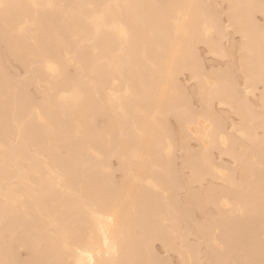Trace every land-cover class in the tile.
I'll use <instances>...</instances> for the list:
<instances>
[{
    "label": "bare ground",
    "instance_id": "bare-ground-1",
    "mask_svg": "<svg viewBox=\"0 0 264 264\" xmlns=\"http://www.w3.org/2000/svg\"><path fill=\"white\" fill-rule=\"evenodd\" d=\"M225 2L242 38L243 91L198 63L197 44L221 55L213 34L223 31L202 0H0V264H167L155 243L181 264H264V92L261 112L247 99L264 90V23L253 17L264 19V0ZM3 59L30 70L27 83ZM183 72L200 111L183 98ZM214 101L239 119V141L225 136ZM175 142L186 180L173 169ZM211 149L236 168L225 172ZM205 177L225 185L188 188ZM194 214L204 261L187 240Z\"/></svg>",
    "mask_w": 264,
    "mask_h": 264
},
{
    "label": "rangeland",
    "instance_id": "rangeland-1",
    "mask_svg": "<svg viewBox=\"0 0 264 264\" xmlns=\"http://www.w3.org/2000/svg\"><path fill=\"white\" fill-rule=\"evenodd\" d=\"M158 1L162 2L164 0H158ZM222 1L221 0H206V1L202 0L204 8H206L205 12L211 18H213L215 22L217 21L218 26L221 28V30L223 29L222 35L218 36V34H216V33L213 34V38H215V39L218 38L217 42H219V49L221 51V55H219V54L217 55V54L211 52L208 49V47L205 44H202V43L197 44L195 46V53H196L197 58H198V63L203 67L202 68L203 71L205 70V72L207 74L210 73V69H213V70H211V72L212 71H218L219 72V70H220V72H226L228 75L230 74L229 75L230 79L237 84V88L239 86L238 89L243 91V89H244V87H243L244 86V78H243L244 74H243L242 69H240V63H239L240 62V57L242 55V51L240 50V43L242 42L241 41L242 38H241V36L239 34L234 32V28L229 26V24L227 22V15H228L227 14L228 13L227 12L228 11L227 8H228V4H227V2H225V0L223 2ZM214 4H215V6H214ZM219 11H221V12H219ZM218 14H219V16H218ZM253 17L255 19V22L256 23L258 22L259 25H262L264 23V19H263V16H261V14L257 13ZM83 43H82L83 45H86L89 42H88V40H86ZM3 61H4L3 64H4V69H5L6 73L11 75L12 78L14 77L13 80L15 79L17 81V79H18L20 84H22V83H27V81L31 78V71L30 70L27 71L24 67H22L17 62H14L12 59H8V60L7 59H5V60L3 59ZM234 63H235V65H233ZM230 65H231V67H230ZM71 69L72 68L69 69L70 73L73 72V70H71ZM180 75L181 76H178L177 80L179 81L178 85H179V83L181 84L179 86L181 88L182 93L184 94V96H183L184 100L188 103V106H190V108L193 111L194 110L195 111H200V109H202V105H201L202 103H201V97L198 94V84H197V82H195V80L193 81V79L190 76V73L188 74V72H183ZM16 81L15 82L13 81V82L19 84V82L18 81L16 82ZM238 82L239 83L241 82V83L239 84ZM18 84H15L16 88H17ZM39 85H40V87L44 86V84H42V83H40ZM241 85H242V89L240 88ZM34 86L35 85H33V84L32 85L28 84V86L26 87V93L32 99H34L35 102H37L38 100H40L41 96H40L36 86L35 87ZM43 88L48 90V86H45ZM263 92H264L263 86L262 85H258V86H256V89L253 91L252 94H248L247 95L248 101L251 102V104L252 103L255 104L254 107H256L255 108V109H257L256 111L259 110V112L262 111V108L260 107V105H261L260 98H261V95L263 94ZM210 109H211V112H212L213 116L217 119L218 123L222 127L223 131H225L224 132L225 136H229L230 135L229 137H232V138L235 137L234 139H238L239 135H237L238 133L236 132V128L233 127V126H236L238 124L239 119L233 113V111H231V109H229L226 106L224 107V106L218 104V102H216V101H214L211 104ZM166 117H167L166 118V122H167L166 126L170 130V132L173 133L174 132L173 130H175V118H174V115L173 114L172 115L169 114ZM226 119H229L228 123H227V121H225ZM227 124H229V125H227ZM231 126H232V128H231ZM258 133H259L260 136L264 135V133L262 131H259ZM238 141H239V139H238ZM238 141H236V143H234V146H233V149H234L235 152L241 151ZM177 142H175L174 151L172 152L173 169H174L175 172H176V170H178V172H176L177 173L176 176L179 177L178 180L182 179L183 177L186 180V178L187 179L189 178L188 176L190 175V172L188 170H179V169H181V165L180 164H182L183 152L181 150V146H180L181 144H179ZM188 145H189V148L192 149V150H196L197 149V142L194 141V140L190 141V143ZM211 156H212L214 162L217 165L223 167L225 172L227 171V169L228 170L229 169H231V170L233 169L234 170V168H236L234 162H232L233 161L232 158L231 157L229 158L228 156L226 157L225 155H221L218 152V149H215V150L211 149ZM117 167H118V165H117L116 160L112 159L111 160V168H112V170L114 172V174H113V176L115 178L114 180H116V181L120 180L121 179L120 177H122L121 173H119V168L117 170ZM238 174H239L238 170L234 171V174H233L234 178L238 177ZM210 184H212L214 186L217 185V187L225 185L224 183H222V180H219V179L215 180V179H212V178H209V177H205L203 179V181H201L200 183H195L193 185H189L188 188L190 190L192 189L191 191H193V192H199V191H203V190L207 189V187H209ZM183 195H185V190L184 189L182 191L179 190L177 192V197H178L177 199L178 200L183 199L184 198ZM194 215L195 216L192 217L191 220L190 219L188 220V225H187V226H189L188 229H191V228L192 229H191V232H189L190 234L187 237V240L189 239L188 240L189 244L198 247V251H199L198 252V258L200 260L204 261L203 260L204 259L203 256L205 255L204 254L205 252L203 250H205V247L203 245L201 246L200 243H197L198 241H197L196 235L194 234V230H193L194 228L192 226V224L194 225L197 221L200 220V218H198L199 215L198 216H197V214H194ZM194 239H196V240H194ZM153 247H154L153 248L154 254L157 257V259H159L160 261L166 262L167 264H181V262H180V260H179V258H178L176 253L174 254V252H170V253L169 252L168 253L165 252L163 250L164 248L159 243H155L153 245ZM17 251H18V253H17L18 254V258L20 260L21 259L25 260L26 255H27L26 251H24V249H21V248H19ZM163 259H165V260H163Z\"/></svg>",
    "mask_w": 264,
    "mask_h": 264
}]
</instances>
